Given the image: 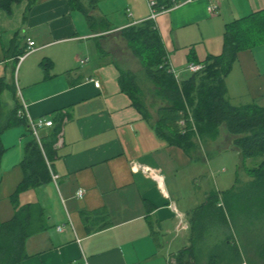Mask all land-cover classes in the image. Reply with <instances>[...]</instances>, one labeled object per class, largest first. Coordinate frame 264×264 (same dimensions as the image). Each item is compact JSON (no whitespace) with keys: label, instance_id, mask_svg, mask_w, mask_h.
<instances>
[{"label":"crops","instance_id":"1","mask_svg":"<svg viewBox=\"0 0 264 264\" xmlns=\"http://www.w3.org/2000/svg\"><path fill=\"white\" fill-rule=\"evenodd\" d=\"M210 2L191 0L154 20L167 59L178 72L189 53L198 61L221 53L225 24L255 12L264 19V0H218L216 13L207 11ZM99 4L88 8L84 1L86 11L98 19L93 30L68 0L0 2V81L14 86L0 90V105L10 110L22 101L33 119H51L52 126L39 129L41 140L59 127L50 161L41 149L51 180L19 194L20 204L37 202L43 208L45 227L27 237L26 256L18 264H172L188 245L193 208L209 193L221 194L200 181L201 161L214 154L219 133L224 145L218 150L236 151L224 125L215 138L193 137L184 149L156 135V108L144 118L121 91L118 69H132L113 52L122 40L120 29L147 19L149 11L135 18L124 7L125 19L111 22L110 11ZM27 38L36 49L17 63ZM122 52L128 54L127 48ZM175 52L183 54L180 63ZM225 86L231 104L264 107V41L237 52ZM25 133L16 125L1 135L0 221L12 215L8 198L23 176Z\"/></svg>","mask_w":264,"mask_h":264},{"label":"trees","instance_id":"2","mask_svg":"<svg viewBox=\"0 0 264 264\" xmlns=\"http://www.w3.org/2000/svg\"><path fill=\"white\" fill-rule=\"evenodd\" d=\"M19 0H0L8 4ZM29 5L38 0H27ZM85 0H68L72 9L82 13L87 25L97 29L98 19L90 15ZM87 7H95L97 0H86ZM157 5L169 7L170 0H157ZM260 13L239 18L225 24L223 48L217 55H207L198 61L189 53L188 61L203 63L204 68L182 80H176L167 69V54L154 21L144 19L120 29L127 47L140 63L142 74L154 85V95L160 100L156 108L155 133L167 144L186 148L193 137L215 138L221 125L232 137V147L241 156L259 158L258 163L247 169L249 182L241 184L238 178L221 194L209 193L205 200L193 208L190 214L188 245L174 256V264H189L211 237L217 246H228L235 257L246 256L264 260V107L255 102L233 105L227 98L225 77L237 52L264 41V19ZM105 23L103 21V27ZM23 51L17 54H22ZM118 84L144 118L149 111L142 102L139 74L130 69H118ZM13 90L14 86L0 81L1 89ZM19 105L5 110L0 105V161L5 151L1 135L7 129L20 125L28 136L20 162L22 179L9 195L12 206L10 218L0 221V264H18L25 256L27 237L45 227V214L37 202L19 203V194L31 187L49 182L51 176L41 149L33 138L24 118L17 116ZM180 121L184 123L180 125ZM59 127L42 138V149L47 158L54 156L53 145L57 141ZM83 219L88 220L84 214ZM217 249L207 254L205 264H220ZM247 257V256H246ZM173 264V263H172ZM236 264H247L238 262Z\"/></svg>","mask_w":264,"mask_h":264},{"label":"rangeland","instance_id":"3","mask_svg":"<svg viewBox=\"0 0 264 264\" xmlns=\"http://www.w3.org/2000/svg\"><path fill=\"white\" fill-rule=\"evenodd\" d=\"M98 3L99 0H97V4ZM123 3H125V6H121ZM99 5H101L102 10L105 9L107 11H110L108 16L111 22H114V20L120 21L118 20L119 18L125 19L124 13L122 12L124 7H128L130 11L133 12L135 18L139 13H148L149 11L147 0H100ZM132 6L135 7V11ZM111 9H114L115 11ZM137 23L138 22H135V24ZM115 44L116 49L113 50V52L115 54L116 60H118L120 63L123 62V66L129 67L139 74V85L142 90L141 100L143 104L147 107V109L155 110V108L159 106L160 100H158L154 95V85L141 73L142 68L140 66V63L137 58L134 57V55L131 53L130 49L126 47L125 39L122 37V40L119 41L118 44ZM123 47L124 49L127 48L128 54L125 55L122 52ZM191 49L195 50V47H191ZM173 55L175 57L176 62L180 63L179 58H181L183 54H181V52H175ZM172 57L173 56L171 55V60ZM188 63L182 61V67L178 68L177 66H175L176 69H179V72L174 69L179 79H181L180 77L184 79L190 75V71L186 69ZM180 125L183 126L184 123H180ZM13 132L14 131H10L9 134H12ZM15 138L16 137H14V139ZM217 142L218 147H216L214 154L211 155L212 152L209 153V160L207 162L204 161V164L200 160L202 170V176L200 177V181L205 182V185L209 184L210 187H216V190L222 193L226 189H229L233 186L235 181L234 179L236 178L240 180L241 184L249 182L251 180V176L248 174L247 169L258 163L259 158H246L242 161L241 156L238 154V152L234 151L233 149L225 150L221 148L220 150H218L219 147L224 145V137L221 133H219ZM15 146L16 142L14 141V144H11L9 146V150H15ZM202 193V190H200L198 193L199 196L197 195L198 201L202 200ZM215 249H217L216 253L220 254V259L222 260L220 264H236L241 261L246 262L247 264H264V260H260L257 257L255 258L251 250L247 252V257L244 255H242L241 258L235 257L230 247L223 245H219L216 247V242L211 237L208 239L205 247L198 254L196 261L193 263L190 261L189 264H205L207 254L211 251H214Z\"/></svg>","mask_w":264,"mask_h":264},{"label":"built area","instance_id":"4","mask_svg":"<svg viewBox=\"0 0 264 264\" xmlns=\"http://www.w3.org/2000/svg\"><path fill=\"white\" fill-rule=\"evenodd\" d=\"M188 1H191V0H170V6L164 7L162 5L158 6L157 0H147V5L149 8V14H148L147 18L154 21L156 19V17L160 14V12L167 10V9H170V8H176V7L186 3ZM217 2H218V0H213V2H210L207 5V11L209 13H216L217 8H218ZM26 43H27V46H26L25 51L22 54L18 55L16 58L17 63L19 61H21L25 55H27L28 53H30L36 49L35 42L33 40H31L30 38L26 39ZM85 61H86V59H82L79 62L84 63ZM166 63H167L168 71L171 72L173 74L174 78L178 81L177 73L174 71V69L170 65L168 59H167ZM203 68H204L203 63L190 62L186 66V69L188 71H190V73L198 72V71L202 70ZM86 80L91 82L95 87L99 86V82L92 77H88ZM16 114L18 117L24 118L26 120L28 128L31 131L33 138L35 139L39 148L42 149V141H41V137L39 136V129L42 127L52 126V120L47 119V118H43V117L33 119L27 113L26 107L22 101L19 103V108L17 109ZM180 123H183V122L180 121ZM51 175H52L53 179L57 178V176L55 174H51ZM82 194H83V190H81V189L77 190V192H76L77 197H81ZM72 264H77V263H72Z\"/></svg>","mask_w":264,"mask_h":264}]
</instances>
